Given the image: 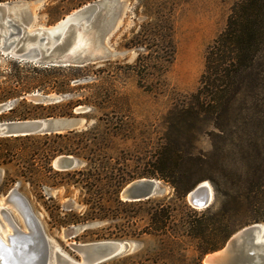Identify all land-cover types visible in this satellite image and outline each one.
<instances>
[{
	"label": "rangeland",
	"instance_id": "rangeland-1",
	"mask_svg": "<svg viewBox=\"0 0 264 264\" xmlns=\"http://www.w3.org/2000/svg\"><path fill=\"white\" fill-rule=\"evenodd\" d=\"M98 1L100 0H3L0 5L9 6L10 20L28 31V27L51 28L78 9ZM240 1L120 0V5L112 11L114 28L106 34L101 46L92 49L100 59L90 64L93 68L80 72V77L72 80L71 93H47L44 87L24 93L17 99L0 102V105L13 102L12 109L16 108L14 113L7 111L0 115V123L47 119H24L30 116L29 110L20 103L24 97L34 94L63 96L61 103L64 104L70 101H85L90 97L98 102L99 106L85 103L79 105L74 109L72 117L84 119L86 128L83 130L102 122L100 131H103L104 123H107L109 128L124 125L122 135L114 139L115 146L109 150L105 149L99 160L107 161V158L111 157L113 166L133 174L143 168L144 155L151 148L148 146L149 140H158L168 129L167 116L175 112L174 106L178 100L198 90L205 70L207 49L225 31L233 8ZM108 10H105L104 14ZM167 20L174 26L172 38L176 45V55L173 63L162 66L161 59L166 54L164 55L160 48L158 53H154V58L158 56V61L148 68L143 67L145 64L142 65L140 57L145 53L142 48L136 46L140 42L138 36L148 33L161 34L167 27ZM91 28L93 38L97 40L98 28L96 25ZM2 29L3 27H0V33ZM5 31L4 28L0 40L3 39ZM149 38L152 40L154 37ZM15 39L17 43L20 41L18 46L16 43L17 50L24 45L28 47L37 43V40L34 42V39L28 37ZM35 66L44 68L35 63L21 62L11 56L6 57L0 52V96L16 87L17 78L22 79V87L33 85L34 77L40 81L49 77L57 84L65 79L64 73L61 72L48 77L45 73H36L33 70ZM26 100L32 105L36 104L28 98ZM79 108L89 109V112L77 116L76 111ZM37 114L41 115L42 112H32V115ZM204 129L203 133L196 136V145L200 150L208 152L212 149L208 135L211 127L204 126ZM33 136L34 138L28 140L0 139V206L10 211L22 230L27 231L24 216L14 206L7 207L4 204L6 196L13 189H18L27 198L52 244L74 260L81 261V256L71 249L72 244L116 241L127 244L124 251L102 264H199V254L194 246H190L186 251L175 249L169 252L162 240L154 236L132 238L131 232L141 230L146 225L145 208L137 207L133 211L137 216L136 221L134 224L128 223L125 220L126 209L116 204L115 197L108 193L107 188L103 186L100 192V189L88 191L80 183L68 179L64 175L67 173L59 171L58 175L54 162L59 156L52 161L53 171H50L47 159L37 151L38 148H49L69 141L45 140L41 137L44 135ZM72 139L77 142L76 138ZM76 159L81 164L66 172L86 171L87 161ZM138 179L142 178H136L129 183ZM162 183L167 192L153 199L173 198L174 189L166 182ZM124 188L119 194L123 202L125 201L121 195ZM99 199L109 206V217L104 220H92L91 218L102 216L104 213L100 210L90 212L86 202H96ZM186 200L190 204L188 199ZM0 222L4 223L2 220ZM6 230L11 232L7 227Z\"/></svg>",
	"mask_w": 264,
	"mask_h": 264
},
{
	"label": "trees",
	"instance_id": "trees-1",
	"mask_svg": "<svg viewBox=\"0 0 264 264\" xmlns=\"http://www.w3.org/2000/svg\"><path fill=\"white\" fill-rule=\"evenodd\" d=\"M173 34L174 26L167 20V27L161 34L138 36L140 42L136 46L145 53L140 57L142 65L145 64L143 67L148 68L158 61L154 53L160 48L166 54L161 59L162 66L173 63L176 55ZM149 35L154 38L150 40ZM91 68L93 65L35 66L36 73L42 72L48 77L61 72L65 79L57 84L49 77L45 81L34 77L33 85L22 87V79L17 78L16 87L5 91L0 102L17 99L44 87L47 93L69 94L72 80ZM85 101L44 106L32 105L23 99L20 105L29 110L30 116L24 119L64 118L72 117L74 109L84 103L99 106L90 97ZM174 107L175 112L167 116L168 129L158 140H149L151 148L144 155L143 168L133 174L113 166L111 157L107 161L99 160L105 149L115 146L114 139L122 135L124 125L109 128L104 123L103 131H100L102 122L83 131L44 135L41 137L45 140H67L69 143L42 147L37 151L47 159L50 171H53L52 161L60 155L87 161L86 171L63 172L67 173L64 175L88 191L100 189V192L103 186L107 188L116 204L126 209L128 223L134 224L137 216L133 211L144 207L146 225L131 232L132 238L154 236L162 240L169 252L186 251L194 246L199 254V264H202L203 256L222 248L238 231L264 224V0H241L233 8L227 28L207 49L198 90L178 100ZM39 111L41 115H32ZM204 126L211 127L208 135L212 149L208 152L196 145V136L203 133ZM31 138L34 136L16 139ZM56 173L59 175L60 172ZM136 178L162 180L174 189L175 195L171 199L123 202L119 198L121 190ZM203 182L212 185L215 203L207 209L197 210L186 199ZM86 206L90 212L100 210L104 213L92 220L108 219L110 208L101 199L88 201Z\"/></svg>",
	"mask_w": 264,
	"mask_h": 264
},
{
	"label": "water",
	"instance_id": "water-1",
	"mask_svg": "<svg viewBox=\"0 0 264 264\" xmlns=\"http://www.w3.org/2000/svg\"><path fill=\"white\" fill-rule=\"evenodd\" d=\"M119 5L120 0H100L88 4L64 18L52 29L65 30L67 28L65 37L48 54L42 48L32 54L21 51L22 48L17 50L20 41L13 51H10L9 45H1L0 42V52L6 57L11 56L21 62L35 63L44 67H84L90 65L99 60L100 57L90 51L86 53L69 52L74 36L72 31L74 25L70 23L85 16L91 18L93 23L95 22L98 28L97 40L93 38L94 40L90 45V50H92L98 45L101 46L106 34L114 28L112 11ZM105 10L108 11L104 14ZM6 11L9 12L10 7L0 5V15L2 16ZM3 26L0 21V27ZM13 26L19 34L24 30L14 23ZM24 37L26 38V36ZM57 50L60 53L59 57L55 56ZM26 98L36 104L46 106L59 104L64 100L63 96H42L40 94H34L23 99ZM12 107L13 102L1 104L0 115L12 110ZM88 112L89 109L79 108L76 115L80 116ZM84 128H86V124L84 119L80 117L8 121L0 123V139L51 135L67 131H81ZM80 164L81 162L73 156L61 155L55 160L54 168L57 171L66 172L77 168ZM210 187L202 183L188 194L187 199L193 208L204 210L213 205L215 192L211 184ZM166 192L167 188L161 180L142 178L129 183L121 196L125 202L135 203L161 197ZM5 202L6 204H16L22 210L21 212H23L29 225V232L23 231L10 213L4 211L5 218L12 226L14 234L8 236L5 241L0 238V264H102L119 256L127 245L116 241H99L89 244L75 243L71 245V249L81 256V261L74 260L52 244L42 223L34 214L29 201L18 189L11 190L6 196ZM73 233H71L72 236H74ZM202 261L203 264H264V224H254L238 231L230 237L222 248L206 254Z\"/></svg>",
	"mask_w": 264,
	"mask_h": 264
},
{
	"label": "bare ground",
	"instance_id": "bare-ground-1",
	"mask_svg": "<svg viewBox=\"0 0 264 264\" xmlns=\"http://www.w3.org/2000/svg\"><path fill=\"white\" fill-rule=\"evenodd\" d=\"M8 15H9L8 11H6L2 16L0 15V21L4 25L3 29L5 28V30H6L4 33L3 39L0 40V42H1V45H9L10 51H13V49L16 47L17 42H16L15 38H19V40H20L21 38L26 36L28 38L34 39L33 40L34 42L37 40V43L30 45L28 47H26V45H24L22 48V50L24 52L32 54L35 51H38L39 49L42 48V49H45L47 54H48L51 52V50H53L55 48V46L57 44L61 43L65 37V33H66L65 31L67 28L65 30H57V29H52L53 27H51V28L28 27V31L23 30V32L19 34L18 30L13 26V23H11V20H10ZM70 24L74 25L72 27V31L74 32V36L72 38V44L69 48V52L70 53H80V52L86 53L89 51L92 52V50H90V45L92 44V40H93V33L91 32V29H92L91 26L94 27L96 25L95 22L93 23L91 18H89L88 16H85V17H82V18H80V19H78V20H76ZM3 29L1 31V33H3ZM44 30H47V31H44ZM1 36H2V34H1ZM58 51L59 50H57V52L55 54L56 57H59V55H60V53ZM11 53L16 54L15 52H11ZM204 184L206 186L210 187L209 183L205 182ZM210 189H211V187H210ZM5 200H6V198H5ZM5 200H4V204L7 207L14 206L24 216L23 212H21L22 210L18 206H16V204H13V203L12 204H6ZM4 211L10 213V211L8 209L4 208V206H0V218L4 222V223L0 222V238H2L5 241L8 238V236L14 234V230H13L12 226L10 225V223L6 220L5 215H4ZM10 215L12 216L11 213H10ZM12 218H13V216H12ZM26 224H27V231H25V232H29V230H28L29 225H28L27 221H26ZM5 226L7 228H9L11 230V232H8L6 230ZM56 248L60 249L57 246H56Z\"/></svg>",
	"mask_w": 264,
	"mask_h": 264
}]
</instances>
